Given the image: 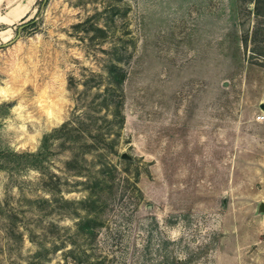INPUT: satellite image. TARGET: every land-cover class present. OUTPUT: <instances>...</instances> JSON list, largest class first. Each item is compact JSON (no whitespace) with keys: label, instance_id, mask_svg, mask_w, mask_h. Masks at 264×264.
<instances>
[{"label":"rangeland","instance_id":"obj_1","mask_svg":"<svg viewBox=\"0 0 264 264\" xmlns=\"http://www.w3.org/2000/svg\"><path fill=\"white\" fill-rule=\"evenodd\" d=\"M254 1L0 0V264H264Z\"/></svg>","mask_w":264,"mask_h":264},{"label":"trees","instance_id":"obj_2","mask_svg":"<svg viewBox=\"0 0 264 264\" xmlns=\"http://www.w3.org/2000/svg\"><path fill=\"white\" fill-rule=\"evenodd\" d=\"M46 0H43L45 2ZM254 15L260 20L258 24L251 30V33H244L241 37V43L244 48H248L249 43H253L249 48V58L255 63L264 65V0L254 1ZM259 37V38H258ZM257 41H261L263 44H255ZM110 82L117 83L119 86L122 85L126 73L119 67L112 65L108 70ZM66 125L62 127V129ZM60 130V129H59ZM58 129L54 133L45 134L42 138L41 146L36 152H18L10 150L7 155L17 165L27 167H38L44 156V149L47 147L48 141L54 134L59 131ZM97 216L90 211L77 223V232L83 235L92 234L94 227L97 225Z\"/></svg>","mask_w":264,"mask_h":264},{"label":"water","instance_id":"obj_3","mask_svg":"<svg viewBox=\"0 0 264 264\" xmlns=\"http://www.w3.org/2000/svg\"><path fill=\"white\" fill-rule=\"evenodd\" d=\"M23 26H24V25H20V26H19V29L22 28ZM121 157L124 158V159H130V157L127 156L125 153L121 154ZM258 210H259L260 212H264V202H261V203L259 204V208H258Z\"/></svg>","mask_w":264,"mask_h":264},{"label":"built area","instance_id":"obj_4","mask_svg":"<svg viewBox=\"0 0 264 264\" xmlns=\"http://www.w3.org/2000/svg\"><path fill=\"white\" fill-rule=\"evenodd\" d=\"M257 119H258V120H263V119H264V115H263V114L258 115V116H257Z\"/></svg>","mask_w":264,"mask_h":264}]
</instances>
